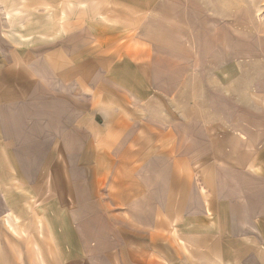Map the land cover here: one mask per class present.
Returning a JSON list of instances; mask_svg holds the SVG:
<instances>
[{
  "label": "rangeland",
  "instance_id": "rangeland-1",
  "mask_svg": "<svg viewBox=\"0 0 264 264\" xmlns=\"http://www.w3.org/2000/svg\"><path fill=\"white\" fill-rule=\"evenodd\" d=\"M0 59L8 74L38 79L30 96L54 92L66 100L57 108L75 111L92 103L108 130L129 118L136 132L121 157L137 156L117 173L89 167L87 184L64 190L71 212L58 214L59 181L16 164L23 150L13 158L0 132V264H113L107 254L137 252L149 232L181 243L194 222L212 220L208 164L238 173L264 148V0H0Z\"/></svg>",
  "mask_w": 264,
  "mask_h": 264
},
{
  "label": "crops",
  "instance_id": "crops-1",
  "mask_svg": "<svg viewBox=\"0 0 264 264\" xmlns=\"http://www.w3.org/2000/svg\"><path fill=\"white\" fill-rule=\"evenodd\" d=\"M6 65L7 63L3 66V59H0V132L3 133L5 147L13 158H19V150H23L24 160L14 161L16 164L43 166L41 175L40 168H36V179L45 180L48 178V171V179L58 180L62 193L64 190L72 191V181L76 184L91 180L88 173L91 166L97 167L98 172L102 170L98 167L107 166L106 170L101 172L107 174L113 171L117 173L118 166L136 165V155L132 160H126V153L121 157L123 148H129L128 142L133 141L130 137L136 132L135 124H132L129 118L126 120L119 114L118 127L112 126V130H108L109 128L104 127L105 114L100 107L94 109L91 103L90 111H75L72 107L66 108V105L61 109L57 108V105L65 104L66 100L54 92L52 100L49 95L41 98L39 90L30 96L31 86L39 85L38 79L32 80L33 76L30 74H8L5 72L7 69H3ZM98 117L102 118V123ZM238 126L234 132H239L240 137H243L241 133H246L247 125ZM107 130L112 138L104 141V133ZM255 133L262 136L263 131ZM128 134L132 135L129 137ZM255 142L241 141V145L246 151L256 148ZM105 144H108L107 147ZM261 149L254 153L255 157L252 158L251 154L249 157L244 156L245 161L239 160L243 166H240L238 173L228 171V161L223 163L225 166L220 164L223 166V172H219L221 168L215 166L216 164H208L209 171L205 179L209 187L207 213L211 212L212 220L194 222L198 225L192 224L194 230L189 236L181 239L182 244H169L167 239L154 237L155 235L149 232V235L144 237L143 247L138 248L137 252L128 247L126 253L107 254V259L112 260L113 264L116 260L124 258L128 264H132L131 260L134 264H264V183L259 187L253 184L254 181L264 180V148ZM145 159L142 158L139 164L147 165ZM175 163L178 164V160ZM71 167L78 172L72 173ZM135 169L133 167V170ZM61 170L64 171L61 173ZM21 172L23 175L25 170ZM127 175L132 176L133 173L129 172ZM220 177L225 184L223 189L228 186V190L238 191L240 196H222ZM185 179L181 174H174L172 177L159 174L160 181ZM62 196L64 199L58 197L59 205L53 209V212L58 214L71 212L66 205L69 200L65 198V193ZM144 196L146 197L147 193ZM64 229L70 231L71 228L64 225ZM64 257V261L71 262V253H65ZM96 259L103 261V258ZM97 261L95 264L102 263Z\"/></svg>",
  "mask_w": 264,
  "mask_h": 264
}]
</instances>
